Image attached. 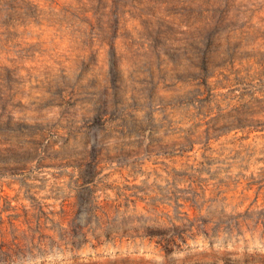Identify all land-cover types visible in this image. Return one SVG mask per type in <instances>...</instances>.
<instances>
[{"label":"rangeland","instance_id":"obj_1","mask_svg":"<svg viewBox=\"0 0 264 264\" xmlns=\"http://www.w3.org/2000/svg\"><path fill=\"white\" fill-rule=\"evenodd\" d=\"M233 123H264V0H0V264H264Z\"/></svg>","mask_w":264,"mask_h":264},{"label":"trees","instance_id":"obj_2","mask_svg":"<svg viewBox=\"0 0 264 264\" xmlns=\"http://www.w3.org/2000/svg\"><path fill=\"white\" fill-rule=\"evenodd\" d=\"M236 124V125H235ZM231 126H234V128H239V127H249V133L253 132L254 130H263L264 129V123H233Z\"/></svg>","mask_w":264,"mask_h":264}]
</instances>
